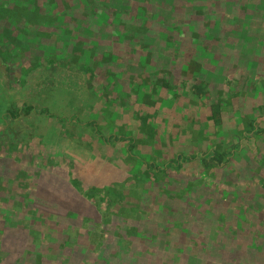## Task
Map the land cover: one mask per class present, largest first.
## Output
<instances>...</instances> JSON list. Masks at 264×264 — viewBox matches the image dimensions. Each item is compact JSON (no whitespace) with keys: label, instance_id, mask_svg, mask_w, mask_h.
Wrapping results in <instances>:
<instances>
[{"label":"rangeland","instance_id":"1","mask_svg":"<svg viewBox=\"0 0 264 264\" xmlns=\"http://www.w3.org/2000/svg\"><path fill=\"white\" fill-rule=\"evenodd\" d=\"M1 5L11 8L7 14L20 8L38 12L31 17L35 22L26 13L0 16L2 86L17 100L61 117L97 120L107 136L135 137L137 154L149 162L167 163L229 140L208 120L213 108L223 106L222 132L238 136L247 116L257 117L264 104V0H0ZM105 53L115 59H105ZM197 81L208 86L205 100L198 101L191 92ZM14 126L27 140L13 152L9 140L1 146L0 187L8 193L5 208L23 213L8 226L30 222L22 199L30 195L33 200L35 184L43 194L30 210L41 208L39 200L53 191L65 190L68 198L73 188L67 172L74 174V162L80 160L84 190L97 187L103 197L106 187L115 188L111 192L127 194L128 208L143 211L136 223L141 236L126 237L132 241L131 256L148 254L150 264H203V259L207 264L222 259L238 264L231 259L246 242L245 261L264 264V254L251 239L253 232L263 230V221H249L251 237L244 236L245 242L242 229L229 232L228 227L239 226L228 210L241 207L261 210L256 218L264 219L261 139L248 144L249 164L238 156L228 173L207 177L195 165L155 177L128 157L125 143L107 145L82 124L32 116ZM120 194L101 202V210H117ZM68 203L55 195L49 209L74 210ZM92 204L89 216L96 210ZM117 214L119 219L108 218L106 230L111 241L105 252L111 258L116 253L112 242L128 235L126 212ZM74 218L66 213L59 219L57 240L63 229L73 230L81 222ZM8 226L2 218L1 249L12 254L10 263L18 264L26 232ZM82 252L79 246L74 249L75 255ZM131 258L124 264H137Z\"/></svg>","mask_w":264,"mask_h":264},{"label":"trees","instance_id":"2","mask_svg":"<svg viewBox=\"0 0 264 264\" xmlns=\"http://www.w3.org/2000/svg\"><path fill=\"white\" fill-rule=\"evenodd\" d=\"M11 8H6L4 5L0 7V16L7 15L12 17V15L23 16L26 12L18 9L15 13L13 10L7 14V10ZM20 12V13H18ZM38 12L34 10L32 12H27L25 17L31 18L32 16L36 15ZM152 18V15L150 16ZM33 22L36 19H32ZM147 26V23L145 24ZM171 42L175 41L169 36ZM81 48H79L80 50ZM105 59H115L111 55V53H105ZM52 62V61H50ZM88 69L89 74L92 75L90 72L91 68ZM92 71V70H91ZM207 87L205 83L197 81L191 86V92L195 95L198 101L205 100L208 94ZM214 107V106H213ZM223 106H218L214 110L213 114L209 117V121H213L214 127L218 130H221L223 137H229V140L226 139V142L220 143L219 145L214 146L208 150H201L197 153L193 154H180L177 157L169 160L167 163H157V162H149L145 160L143 157L139 156L136 152L137 145L136 139L130 135H109L103 133L99 126V122L97 120H82L78 116L73 115L70 117H61L56 113H53L47 107H40L37 105H31L26 102L17 100L13 93L11 94L5 87L2 86L0 83V148L2 145L6 143L10 149V152L13 150H17L20 143H26L27 135H22L16 132V126L14 124H18L22 119L29 118L32 116H45L49 119L56 120L59 124H69V123H77L82 124V126L88 128L95 136H97L100 140H102L107 145L113 144H126V153L131 160L135 162H140L144 165L147 175L154 174V176L158 177V174H163L167 172L171 168H175L179 171L186 168L187 166H195L198 165L200 169H202V173L208 177L213 175L215 172L224 171L228 173L229 168L233 165V163L237 160L238 156H243L245 160H247L248 164L250 162L249 157L247 156L250 148L248 144L252 143H259V140L264 141V104H260L258 107L259 115L256 117H249L247 116V120L245 121L244 130L242 134L235 136L233 134L228 136L222 132L223 130V116L221 108ZM225 130V129H224ZM226 134V136H225ZM264 159V155H263ZM74 160V159H73ZM54 165L55 163L52 162ZM81 161L77 160L74 162L76 172L73 174L72 172H67L68 184L73 188V191L70 192L68 198L65 190L60 191H53L52 194H55L60 198L63 197V200L69 202L68 205L73 207L74 210H51L49 209L50 201L55 198V195H51V193L44 197V201H40L41 208L35 207L34 209H29L31 204H34L37 198H41V194L38 193L36 186L39 187V184H35L31 187V193L33 194V200L30 201L29 196L24 197L22 200L25 202L26 208L22 210H28L25 212L26 216L30 215L31 219L30 222L26 223V226H20L18 223L17 225L23 232H26L25 235L26 239V246L24 251L19 252L20 258H18V264H124L127 261V256L132 257L130 260H134L137 264H150L152 263V259H148L149 255L147 254L145 258H141L137 256V252L132 254V241H128L126 237L141 236L140 227L136 224L139 223L138 219H142V210H137V208L130 209L128 208L129 203L127 202V194L124 195L120 194V203L115 204V208L117 210H109L103 211L101 210V202L107 201L108 197L111 195L117 194L115 191L111 192L112 189L106 187L105 195L100 197L101 191L97 187H90L87 191L83 189L84 185V177L85 171L82 168L83 166L80 164ZM246 163V162H245ZM247 164H245L246 166ZM58 187V186H57ZM123 187V184H122ZM0 220L3 218L5 222V226H8L9 223L11 224L16 220L17 216L23 213V211H18L21 209H17L14 212V208L6 207L5 204L7 202V194L5 193V189L2 186L0 187ZM61 188L58 187V190ZM69 192V191H67ZM123 196L125 197L123 199ZM109 197V198H110ZM123 199V200H122ZM38 200V199H37ZM70 200V201H68ZM122 201V202H121ZM93 203V204H92ZM258 203V202H257ZM8 206H12L9 202L7 203ZM96 208L93 212V216H89V210H87L88 206L91 205ZM250 205H254L250 204ZM241 207V206H240ZM141 209V207H140ZM77 211V214H73L72 211ZM121 210V211H120ZM126 212L127 222L126 233L128 235L124 236L123 234L117 239V242H112L111 248L115 250V256L112 258L106 255V250L109 248V236L106 230L110 226V217L120 218L117 214L118 212L121 213ZM223 214L226 213L227 210H221ZM261 210H247V208H239L236 212L231 213L228 210V214L232 216L233 219L237 218L239 220V226L235 227L233 230L231 226L229 227V232L231 231H238L242 229V239L244 241V236L251 237L249 233V228L251 227L249 221L253 220H262L263 222L260 223L263 228L262 231L253 232L251 239L254 240L255 247L257 252H261L264 254V219L263 218H256L261 216ZM87 212V215H86ZM115 212V213H114ZM19 213V214H16ZM69 215L74 219L80 218V223L77 227L73 230L63 229L59 237L62 239H56L54 237V232L56 231V227L58 224H61L59 219L62 220L63 217ZM102 213V214H100ZM16 214V215H14ZM101 219V223L97 222L96 218ZM224 219V216L222 215ZM113 220V219H111ZM16 222V221H15ZM7 223V224H6ZM10 224V225H11ZM15 225H11L8 227H13ZM16 226V227H17ZM247 226V230H245ZM128 227V228H127ZM111 228V227H110ZM121 226H117V230L120 231ZM15 231V228L10 229ZM2 231H6V229H2ZM102 231V233H101ZM123 231V232H124ZM104 232V233H103ZM238 233V232H237ZM0 234H3L0 230ZM239 234V233H238ZM55 238V239H54ZM81 240V241H80ZM214 244V243H212ZM82 249V253L80 255L74 254V249L76 250L77 247ZM0 245V264H15L11 261L10 257L12 254L5 252L1 249ZM182 248L185 247V244L181 246ZM229 248H233V246H228ZM181 249H177V251H181ZM247 248V243L245 245L241 242L240 249L237 250L235 254V258H232L231 261L240 262L238 264H249L245 261V253L244 250ZM133 252V251H132ZM134 253V252H133ZM179 253V252H178ZM176 253L175 256L178 254ZM154 254V253H152ZM163 254L155 255L157 257H161ZM264 256V255H263ZM263 258H261V262L264 263ZM220 264H230L228 260H220ZM260 264L259 261H255L254 264ZM189 263V261L187 262ZM203 264H207V260L203 259ZM234 264V263H233Z\"/></svg>","mask_w":264,"mask_h":264}]
</instances>
